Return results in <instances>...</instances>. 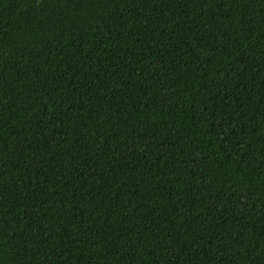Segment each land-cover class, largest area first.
Returning <instances> with one entry per match:
<instances>
[{"label":"trees","instance_id":"trees-1","mask_svg":"<svg viewBox=\"0 0 264 264\" xmlns=\"http://www.w3.org/2000/svg\"><path fill=\"white\" fill-rule=\"evenodd\" d=\"M0 264H264V0H0Z\"/></svg>","mask_w":264,"mask_h":264}]
</instances>
